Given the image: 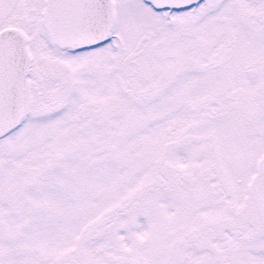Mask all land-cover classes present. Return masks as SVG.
<instances>
[{
    "label": "snow or ice",
    "instance_id": "6c2138e0",
    "mask_svg": "<svg viewBox=\"0 0 264 264\" xmlns=\"http://www.w3.org/2000/svg\"><path fill=\"white\" fill-rule=\"evenodd\" d=\"M0 264H264V0H0Z\"/></svg>",
    "mask_w": 264,
    "mask_h": 264
}]
</instances>
